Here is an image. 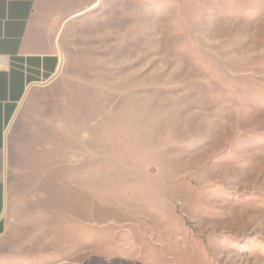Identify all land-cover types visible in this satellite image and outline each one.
Here are the masks:
<instances>
[{
	"label": "rangeland",
	"instance_id": "rangeland-1",
	"mask_svg": "<svg viewBox=\"0 0 264 264\" xmlns=\"http://www.w3.org/2000/svg\"><path fill=\"white\" fill-rule=\"evenodd\" d=\"M90 12L16 124L0 264H264V0Z\"/></svg>",
	"mask_w": 264,
	"mask_h": 264
},
{
	"label": "crops",
	"instance_id": "crops-1",
	"mask_svg": "<svg viewBox=\"0 0 264 264\" xmlns=\"http://www.w3.org/2000/svg\"><path fill=\"white\" fill-rule=\"evenodd\" d=\"M108 2L0 0V239L8 230V182L20 113L33 94L58 78L67 32L79 18L73 17Z\"/></svg>",
	"mask_w": 264,
	"mask_h": 264
},
{
	"label": "bare ground",
	"instance_id": "bare-ground-1",
	"mask_svg": "<svg viewBox=\"0 0 264 264\" xmlns=\"http://www.w3.org/2000/svg\"><path fill=\"white\" fill-rule=\"evenodd\" d=\"M99 5V3H95L94 5H92L91 7H89L88 9L82 11V12H79L78 14H76L73 18H77V17H80V16H83V15H86L87 13H89L90 11L94 10L95 8H97ZM62 61H61V65L55 75V77H59L62 73V71L64 70V64H65V59L64 57L62 56Z\"/></svg>",
	"mask_w": 264,
	"mask_h": 264
}]
</instances>
